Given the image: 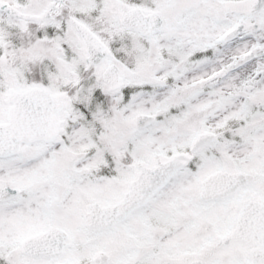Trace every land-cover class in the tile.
Masks as SVG:
<instances>
[{"label":"snow or ice","instance_id":"obj_1","mask_svg":"<svg viewBox=\"0 0 264 264\" xmlns=\"http://www.w3.org/2000/svg\"><path fill=\"white\" fill-rule=\"evenodd\" d=\"M0 264H264V0H0Z\"/></svg>","mask_w":264,"mask_h":264}]
</instances>
